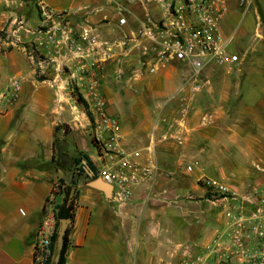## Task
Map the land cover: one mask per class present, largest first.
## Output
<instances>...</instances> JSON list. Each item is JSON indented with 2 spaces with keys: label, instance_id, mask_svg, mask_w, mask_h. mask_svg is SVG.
Listing matches in <instances>:
<instances>
[{
  "label": "crops",
  "instance_id": "obj_1",
  "mask_svg": "<svg viewBox=\"0 0 264 264\" xmlns=\"http://www.w3.org/2000/svg\"><path fill=\"white\" fill-rule=\"evenodd\" d=\"M41 4L68 12L75 31L86 25L101 39L129 35L147 12L155 20L164 16L161 5L146 8L139 0H0V33L11 37L10 45H0V264H34L37 230L45 218L55 220L64 201L59 187L72 181L69 199L77 196L65 264H239L209 252L228 231L224 211L235 203L208 200L202 181L238 197L264 185V0H227L218 22L240 58L233 77L199 76L193 91L191 71L180 62L148 74L132 51L120 63L100 64L101 92L121 125L120 149L157 165L154 184L140 185L118 208L89 186L85 170L80 176L73 169L80 154L101 165L90 116L69 79L79 61L66 54L38 69L28 58L49 26ZM12 81L18 89L6 102ZM131 96L137 108L128 107ZM150 101L159 108L151 110ZM256 207L245 206L244 214Z\"/></svg>",
  "mask_w": 264,
  "mask_h": 264
},
{
  "label": "built area",
  "instance_id": "obj_2",
  "mask_svg": "<svg viewBox=\"0 0 264 264\" xmlns=\"http://www.w3.org/2000/svg\"><path fill=\"white\" fill-rule=\"evenodd\" d=\"M139 1L146 8L151 3L161 5L164 16L155 20L147 12L134 32L115 39H101L86 25L75 31L69 24L68 12L41 4V16L49 26L44 38L27 51L28 58L36 63L38 69L66 54L79 61V71L69 73V79L76 82L78 95L90 116L94 142L101 149V165L95 166L97 175L112 186L111 199L117 208L129 203L140 185L154 184L157 165L153 158L138 161L136 158L140 154L137 151L129 153L120 149L121 125L118 118L108 112L107 101L101 92L100 64L120 63L132 51L135 52L136 64L148 74L156 73L172 62H180L191 71L193 91L199 89L197 80L208 66H219L229 73L237 70L240 64V58L229 50L230 39L223 38L218 31V22L228 11L227 0ZM106 2L113 4L114 0ZM239 2L244 3L245 0ZM116 9L122 10L119 6ZM125 23L123 17L118 20L119 25ZM10 43L8 33L1 32L0 45L8 46ZM138 75L141 76L140 72ZM11 85L6 102L14 99L18 89L17 81H12ZM182 106L183 111L186 110L185 102ZM174 139L179 144L182 142L178 137ZM186 169L190 171L191 166ZM202 183L208 191V200L235 203L233 208L224 211L229 230L212 240L209 252L214 257L233 256L239 264H264V185L249 195L238 197L234 191L214 180H203ZM59 189L63 192L64 185ZM254 202L257 207L244 214V207ZM55 222L45 218L37 230L35 264H43L44 257L49 254ZM249 244L252 248L248 247ZM222 246L225 248L223 253L220 252Z\"/></svg>",
  "mask_w": 264,
  "mask_h": 264
},
{
  "label": "trees",
  "instance_id": "obj_3",
  "mask_svg": "<svg viewBox=\"0 0 264 264\" xmlns=\"http://www.w3.org/2000/svg\"><path fill=\"white\" fill-rule=\"evenodd\" d=\"M77 102L83 103V100L81 99V97L79 95L77 97ZM57 129L58 128L56 127V131H57ZM80 155L81 156L79 158L75 157L73 159V169L78 172L77 173L78 175H80V176L85 175L84 164L81 163V160L84 159L85 163L88 164V166L94 172V177L85 176V178L88 181L89 180L91 181V180L97 178L98 175H97V170H96L95 166L92 164V162L89 160V158L86 155H84V154H80ZM69 168H70V166H69ZM59 183L61 184V183H63V181L59 180ZM75 185H76L75 181L74 182L72 181L71 186H64V189H63L64 201L62 204L57 205L55 207V214H54L55 221H56L55 222V228H54V232L51 236V243H50L49 248H48L49 254L46 257H44L43 264H52L54 251H55V239H56V231L58 228V220L59 219H68L69 223H68V226L66 229V233L64 235L63 247H62L60 258L58 261V264H65V255H66V251H67L68 244H69V238L68 237H69V233H70L72 222H73L74 205H73L72 200H73V197L76 198L77 193L76 192L73 193L71 200L69 199V196H70L72 186H75ZM35 257H36V250L34 252V264H35Z\"/></svg>",
  "mask_w": 264,
  "mask_h": 264
},
{
  "label": "water",
  "instance_id": "obj_4",
  "mask_svg": "<svg viewBox=\"0 0 264 264\" xmlns=\"http://www.w3.org/2000/svg\"><path fill=\"white\" fill-rule=\"evenodd\" d=\"M84 170L89 177H94V172L88 166V164L84 163ZM89 186L100 190L106 196H111L112 194V186L106 182H104L100 177H97L89 182ZM69 220L68 219H59L58 220V228L56 231V239H55V251L52 260V264H58L61 250L63 247L64 242V235L66 233V229L68 226Z\"/></svg>",
  "mask_w": 264,
  "mask_h": 264
},
{
  "label": "rangeland",
  "instance_id": "obj_5",
  "mask_svg": "<svg viewBox=\"0 0 264 264\" xmlns=\"http://www.w3.org/2000/svg\"><path fill=\"white\" fill-rule=\"evenodd\" d=\"M207 68H209V70H207V71H211V72L205 71L204 73H202L200 75V78H207V76H210V75L213 76V77H222V76H224V77H233L235 75V72L238 71V70H234V71L228 73L224 68L219 67V66H214V65H210ZM135 93L137 94V92H135ZM134 97L135 96H131L126 101V103H127L129 108H132V106H134V108H137L136 107L137 101H136V98H134ZM139 98H140V96H139ZM148 103H150V107L152 106L150 108L151 110L152 109L153 110H157L159 108V107H157V108L155 107V109H154V105L157 106V104H155L156 102L154 103V102L150 101ZM205 103H207V105H209L210 102H205ZM175 105L176 104H172L170 107H175ZM95 145L98 147V149L100 150V153H101V149L99 148V146L96 143H95ZM244 184H246V183H244ZM228 230H229V228H228Z\"/></svg>",
  "mask_w": 264,
  "mask_h": 264
}]
</instances>
